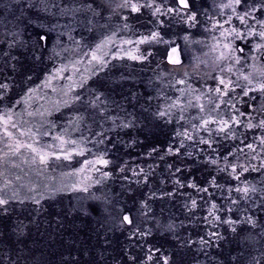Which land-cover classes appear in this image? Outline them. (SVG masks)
<instances>
[{
	"label": "rangeland",
	"instance_id": "1",
	"mask_svg": "<svg viewBox=\"0 0 264 264\" xmlns=\"http://www.w3.org/2000/svg\"><path fill=\"white\" fill-rule=\"evenodd\" d=\"M0 85V264H264V0H0Z\"/></svg>",
	"mask_w": 264,
	"mask_h": 264
},
{
	"label": "snow or ice",
	"instance_id": "2",
	"mask_svg": "<svg viewBox=\"0 0 264 264\" xmlns=\"http://www.w3.org/2000/svg\"><path fill=\"white\" fill-rule=\"evenodd\" d=\"M237 2H239V0H237ZM0 87H3V85H0ZM125 219H127V217H125Z\"/></svg>",
	"mask_w": 264,
	"mask_h": 264
}]
</instances>
